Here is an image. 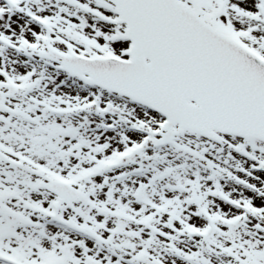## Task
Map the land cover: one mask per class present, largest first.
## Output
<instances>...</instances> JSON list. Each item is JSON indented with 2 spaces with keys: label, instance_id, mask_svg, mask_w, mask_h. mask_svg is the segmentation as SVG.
Returning <instances> with one entry per match:
<instances>
[{
  "label": "snow or ice",
  "instance_id": "snow-or-ice-1",
  "mask_svg": "<svg viewBox=\"0 0 264 264\" xmlns=\"http://www.w3.org/2000/svg\"><path fill=\"white\" fill-rule=\"evenodd\" d=\"M0 264H264V0H0Z\"/></svg>",
  "mask_w": 264,
  "mask_h": 264
}]
</instances>
